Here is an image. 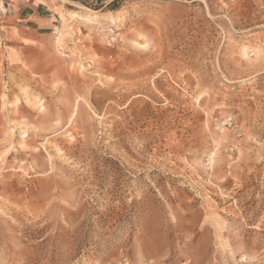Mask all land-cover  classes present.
<instances>
[{
    "label": "rangeland",
    "instance_id": "374dc122",
    "mask_svg": "<svg viewBox=\"0 0 264 264\" xmlns=\"http://www.w3.org/2000/svg\"><path fill=\"white\" fill-rule=\"evenodd\" d=\"M8 1L0 264H264V0Z\"/></svg>",
    "mask_w": 264,
    "mask_h": 264
},
{
    "label": "crops",
    "instance_id": "0c3cea01",
    "mask_svg": "<svg viewBox=\"0 0 264 264\" xmlns=\"http://www.w3.org/2000/svg\"><path fill=\"white\" fill-rule=\"evenodd\" d=\"M8 4L11 7V12L7 14L8 20L27 22L26 25L17 23L15 26L20 34L40 37L56 19L51 0H9Z\"/></svg>",
    "mask_w": 264,
    "mask_h": 264
},
{
    "label": "snow or ice",
    "instance_id": "6c2138e0",
    "mask_svg": "<svg viewBox=\"0 0 264 264\" xmlns=\"http://www.w3.org/2000/svg\"><path fill=\"white\" fill-rule=\"evenodd\" d=\"M144 47H147V45H144Z\"/></svg>",
    "mask_w": 264,
    "mask_h": 264
}]
</instances>
